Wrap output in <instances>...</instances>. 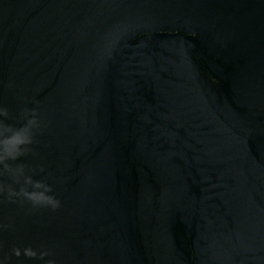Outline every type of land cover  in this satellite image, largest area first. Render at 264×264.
I'll return each instance as SVG.
<instances>
[{"label": "water", "instance_id": "obj_1", "mask_svg": "<svg viewBox=\"0 0 264 264\" xmlns=\"http://www.w3.org/2000/svg\"><path fill=\"white\" fill-rule=\"evenodd\" d=\"M0 108V264H264V0H0Z\"/></svg>", "mask_w": 264, "mask_h": 264}, {"label": "clouds", "instance_id": "obj_2", "mask_svg": "<svg viewBox=\"0 0 264 264\" xmlns=\"http://www.w3.org/2000/svg\"><path fill=\"white\" fill-rule=\"evenodd\" d=\"M6 109L0 108V116L8 117ZM38 127V121L33 110L31 118H28L20 127L5 123L0 120V194L5 189L8 198L20 197L30 202L33 206L51 205L53 209L59 207V201L49 193L51 187L38 180H34L26 172L27 165L15 163L19 158L26 156L30 149L28 145L33 143L34 128ZM9 177L12 181L10 184H4L2 178ZM20 185L16 190L13 185ZM15 256L21 255L20 249H13ZM48 252L40 253V258L47 256ZM24 255L28 258L37 257V252L31 247L24 249ZM48 264H54L49 261Z\"/></svg>", "mask_w": 264, "mask_h": 264}]
</instances>
